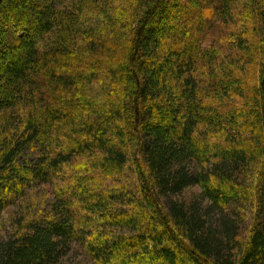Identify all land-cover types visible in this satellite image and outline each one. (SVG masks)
<instances>
[{"label":"trees","instance_id":"16d2710c","mask_svg":"<svg viewBox=\"0 0 264 264\" xmlns=\"http://www.w3.org/2000/svg\"><path fill=\"white\" fill-rule=\"evenodd\" d=\"M10 208L0 264H264V0H0Z\"/></svg>","mask_w":264,"mask_h":264},{"label":"rangeland","instance_id":"374dc122","mask_svg":"<svg viewBox=\"0 0 264 264\" xmlns=\"http://www.w3.org/2000/svg\"><path fill=\"white\" fill-rule=\"evenodd\" d=\"M195 191V189H194ZM37 195V199L41 201L47 193L44 191L38 190L35 192ZM50 196V193H49ZM43 202V200H42ZM242 210L240 209L239 213H242L245 218L246 227L249 226V223L251 221V216L253 214L252 208L250 207V204L242 205ZM13 209H8L0 218V236H4L7 231L10 230L9 228V219L11 217V213L13 212ZM38 215V214H36ZM35 215V216H36ZM245 226V225H244ZM71 256V257H70ZM69 256L67 260L62 262L61 264H94L91 260H89L87 257H84L81 255L78 251H75Z\"/></svg>","mask_w":264,"mask_h":264}]
</instances>
